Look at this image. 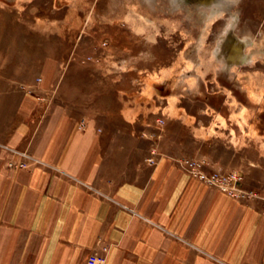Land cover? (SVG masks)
I'll return each mask as SVG.
<instances>
[{"label": "rangeland", "instance_id": "1", "mask_svg": "<svg viewBox=\"0 0 264 264\" xmlns=\"http://www.w3.org/2000/svg\"><path fill=\"white\" fill-rule=\"evenodd\" d=\"M0 66L25 76L46 67L58 97L91 118L135 105L149 164L163 140L192 178L179 160L238 172L256 196L230 197L261 200L264 211V187L243 184L245 170L264 174V0H0ZM8 152L7 168L48 166ZM214 157L237 168L209 170ZM21 243L8 239L0 264H40ZM108 251L82 264H107Z\"/></svg>", "mask_w": 264, "mask_h": 264}, {"label": "crops", "instance_id": "2", "mask_svg": "<svg viewBox=\"0 0 264 264\" xmlns=\"http://www.w3.org/2000/svg\"><path fill=\"white\" fill-rule=\"evenodd\" d=\"M44 69L25 76L0 66V249L21 238L40 264H82L101 246L107 264H264L261 200H236L192 178L163 140L149 164L153 142L139 134L135 105L110 120L104 108L82 115ZM8 148L48 166L7 168ZM211 161L209 170L237 168ZM251 171L244 186L264 187V174L252 180Z\"/></svg>", "mask_w": 264, "mask_h": 264}, {"label": "built area", "instance_id": "3", "mask_svg": "<svg viewBox=\"0 0 264 264\" xmlns=\"http://www.w3.org/2000/svg\"><path fill=\"white\" fill-rule=\"evenodd\" d=\"M24 156V153H19ZM150 163L154 162V159L148 158ZM181 166L187 170L190 174L203 181L207 185L218 188L223 193L238 199L252 198L256 194L252 191L245 190L240 186V175L236 171L229 173H208L205 171L207 161L205 159H187L179 160Z\"/></svg>", "mask_w": 264, "mask_h": 264}]
</instances>
